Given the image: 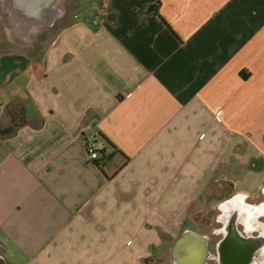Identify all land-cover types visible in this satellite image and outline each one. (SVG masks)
Here are the masks:
<instances>
[{"label":"crops","instance_id":"0c3cea01","mask_svg":"<svg viewBox=\"0 0 264 264\" xmlns=\"http://www.w3.org/2000/svg\"><path fill=\"white\" fill-rule=\"evenodd\" d=\"M72 2L40 56L0 53V255L264 264V0Z\"/></svg>","mask_w":264,"mask_h":264},{"label":"rangeland","instance_id":"374dc122","mask_svg":"<svg viewBox=\"0 0 264 264\" xmlns=\"http://www.w3.org/2000/svg\"><path fill=\"white\" fill-rule=\"evenodd\" d=\"M83 2L86 3L88 0H83ZM55 8L61 12V14H64L63 18H66L71 12L74 11L75 6L72 0H58ZM59 17L60 16L56 18L51 26L32 28L28 33L25 34L16 23L12 22L10 15L2 8L0 0V53L10 51H25L27 53L33 54L35 57L40 56L41 53L48 46L54 43L57 38L61 24ZM13 83H16L15 78L12 77L11 80H8L6 76L0 75V85L5 84L3 86L5 89L4 93L0 95L1 101H7V99H9V88L10 85H13ZM14 127L15 126H12V128ZM259 177L260 174H250L248 176L252 183V189L253 185L255 184L254 181H257ZM213 225H215V220H213ZM164 261L168 263L171 261L169 250L163 251V258L160 263Z\"/></svg>","mask_w":264,"mask_h":264},{"label":"water","instance_id":"95a60500","mask_svg":"<svg viewBox=\"0 0 264 264\" xmlns=\"http://www.w3.org/2000/svg\"><path fill=\"white\" fill-rule=\"evenodd\" d=\"M58 0H1L2 8L10 15L13 23L26 34L32 28L51 26L59 16L55 5ZM202 247L206 242L203 239Z\"/></svg>","mask_w":264,"mask_h":264},{"label":"flooded vegetation","instance_id":"af4514ba","mask_svg":"<svg viewBox=\"0 0 264 264\" xmlns=\"http://www.w3.org/2000/svg\"><path fill=\"white\" fill-rule=\"evenodd\" d=\"M241 219L242 217L239 216L236 221H240ZM181 243H182V248L189 247V249L191 248L192 249L190 250L189 254L188 252H186L188 255L184 253L182 250L175 251L174 253L175 264H202L203 262H205V264L207 262L208 263L217 262L218 264L225 263V260L222 257V252L220 249L217 252V257H216V255H213L210 252H206V251L204 252V250H201L197 242L195 243V242H192L191 240L183 239V242L181 241ZM232 245H233V248L231 245H229L231 248H228L227 251L229 252L226 251V257L231 258V261L228 260L229 261L228 263L237 264L239 261H243L245 259L246 254L238 252L237 248H235V246L237 247V243L235 245L232 243Z\"/></svg>","mask_w":264,"mask_h":264},{"label":"built area","instance_id":"2783aa9c","mask_svg":"<svg viewBox=\"0 0 264 264\" xmlns=\"http://www.w3.org/2000/svg\"><path fill=\"white\" fill-rule=\"evenodd\" d=\"M86 159L88 161H95L99 158V149L97 143L93 140L86 142L85 144Z\"/></svg>","mask_w":264,"mask_h":264},{"label":"trees","instance_id":"16d2710c","mask_svg":"<svg viewBox=\"0 0 264 264\" xmlns=\"http://www.w3.org/2000/svg\"><path fill=\"white\" fill-rule=\"evenodd\" d=\"M0 264H9L5 261V259L0 255Z\"/></svg>","mask_w":264,"mask_h":264}]
</instances>
